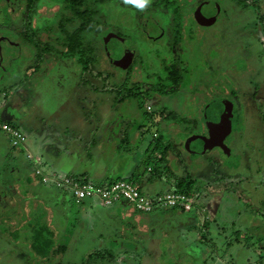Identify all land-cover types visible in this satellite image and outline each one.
<instances>
[{"label": "rangeland", "instance_id": "1", "mask_svg": "<svg viewBox=\"0 0 264 264\" xmlns=\"http://www.w3.org/2000/svg\"><path fill=\"white\" fill-rule=\"evenodd\" d=\"M89 1L99 10L94 23L102 20L104 27L82 34L97 54L85 71L88 58L69 51L64 32L77 24L59 23L71 13L66 0H0V175L6 163L4 180L19 193L14 208L0 215V252L12 248L13 264H264V0H214L221 7L217 19L200 7L202 0ZM121 34L108 46L111 35ZM101 98L111 110L102 130ZM217 98L234 105L229 121L224 110L209 116L226 131L229 155L206 144L204 110ZM15 129L25 142L14 145ZM192 137L195 152L189 153ZM32 138L38 148L63 143L76 154L100 138L104 159L94 177L127 166L107 184L131 182L150 198L147 191L167 183L170 190L159 194H184L191 204L155 219L149 215L159 207L140 212L124 199L104 205L121 207L126 219L120 221L131 213L134 223L101 229L95 249H68L69 234L99 229L97 218L86 220L83 212L88 203L82 202L91 198H73L65 179L73 175L34 154L27 145ZM82 161L83 168L89 165ZM188 176L195 180L191 193L176 188ZM43 187L52 189L54 200L41 194ZM59 247L66 249L42 257Z\"/></svg>", "mask_w": 264, "mask_h": 264}, {"label": "crops", "instance_id": "2", "mask_svg": "<svg viewBox=\"0 0 264 264\" xmlns=\"http://www.w3.org/2000/svg\"><path fill=\"white\" fill-rule=\"evenodd\" d=\"M100 102H102L105 105V107L104 106H100V110H101V112L103 114V120L105 119V122L104 123L103 122L100 123V127H98V128H100L102 130V129H107V124H108L109 116H110L109 113L111 112V110L108 107V102H107V104L104 103L103 98H101ZM30 128H31V130L28 133L33 132L35 134L36 133V129L34 127L33 128L30 127ZM98 128H96V129H98ZM21 131L23 132V130H21ZM28 133L26 131V134H28ZM23 134H24V132H23ZM98 135H99V133H98ZM50 137L52 138V136H50ZM33 140H34V138H32V140H30L29 143H28V140H27V145H29V146L31 145L30 147L34 150L33 153L41 155L43 157V160L46 163H48V165H50V166L53 165L54 168H57V169L60 168L59 171L60 172H65L64 174H69V175H73V176L76 177V175H79L80 173H82V174L84 173V174L87 175L86 176L87 180L88 179L90 180V179L94 178L97 183H110L109 178H111L110 180H112L113 177H115L117 175H123L125 173V171H126V167L127 166L122 168V169H119V170L115 169V170H112L111 172L107 171V174L104 177H94V176H97V175H94V174H96V167H97L98 160L99 159L100 160L104 159L103 156H102V152H103V149H104L103 148V142L101 141L100 138H98L96 141L95 140L89 141V146L90 147L89 146L84 147L85 149L83 151H80L78 154L75 153L76 150L72 151L70 148H67V147L63 146V143H59L56 148L55 147L51 148V149H54V150H50L47 146H44V147L42 146V147L38 148V144L36 142L35 143L32 142ZM121 140L124 141L123 137H121ZM25 141H26V138H25ZM87 148H89V149L87 150ZM104 153L109 158V152L105 151ZM68 155H70L71 158H67L66 159L65 156H68ZM48 156H50L51 159ZM60 156H63V160H61V159L58 160L60 158ZM111 158H112V160H114L115 156H111ZM82 160H87L89 165L88 166H84V168H83V165H82L83 161ZM158 164H160V161L158 162ZM26 166H28V164H26ZM2 168L4 169V171L7 170V172L2 174V175H0V186L2 187L3 185H6L7 187H5V189H2L0 187L1 190H2V197L0 198V215H1L2 211H4L5 209L14 208L13 202H15V201H17L19 199L18 198L19 197V193L12 194V192L15 191L14 189L11 191V187L13 188L12 184L10 182H8V180H4V177H8V174L10 176V173H8L9 171L7 169L6 163H4ZM88 168H90V170ZM91 168H93V170ZM14 171H17L21 175L30 174L29 172L28 173L25 172V170L21 171V170H15L14 169ZM168 173H171V172L168 171ZM173 176H175V178L179 177V176H177V174H175ZM127 179H129V178H127ZM13 184H15V183H13ZM39 185H41V184H39ZM167 187H168L167 183L166 184H162V182H161V184L157 183V185H155V187L153 189H151V190H149L147 192H149L150 194H156V193L163 192L165 189L170 190ZM42 189H43V191L41 192V194H46V195L49 194V193L53 194V196H50V201H51V199L54 200V197H55L54 195L55 194L53 193L52 189L49 190L47 188L48 191L46 190V187H43ZM140 189H142V186L140 187ZM10 191H11V195H8V193ZM57 193L62 195L59 191H57ZM63 198L68 199L66 197H63ZM68 200L72 201L70 199H68ZM85 203H88L86 211H83V212H85L86 215H88L87 217H85V219L86 220H92V219L97 218L96 221L94 222V223L97 222V225L94 226V227H97V228L99 227V229L96 230L95 234H91L90 236H88V234H87L85 236H74L73 237L72 233L69 234V238H70V241H71L70 244L71 245L67 246L68 249L70 248V249L76 250V247H78L80 245L83 248H86L85 250L94 248V247H91L92 245L99 246L100 242L98 243V241L101 239V233L98 232V231H102L101 229H103V231L104 230L108 231V229H110L111 227H118L120 225H122V227L124 228L126 224L129 225L131 223H134V220H135L134 218H136V216H133L130 213V219H127L128 221L126 223H123L120 220L121 219L124 220L126 218L124 216V210H121L122 209L121 207L111 208V210H106L105 209L106 207L104 205H102L100 201H97V199H91L89 201H87V199H86V200H84L82 202V205H86ZM160 211H167V209L158 210V211H156L154 213H151V215H149V216L151 217V219H155V216L157 215L156 213H158ZM100 214L103 215V218L100 221L102 223L98 222ZM104 217L108 220L106 222H109V220H111L113 226L106 225L104 223L105 222L104 221L105 220ZM136 220H139L138 216H137ZM66 223H64V225L61 228H59L60 232L63 231V228L66 225ZM72 227L73 226H71V228ZM120 229L121 228H119L118 231H120ZM57 234H58V232H57ZM102 238H103V236H102ZM73 239H74V241H73ZM104 240H105V238H104ZM26 245H23V247H25ZM88 246H90V247L88 248ZM65 249H66L65 247H59L58 250H55V253H53V254L49 253V255H47V253H46L43 257H46V258L48 256L53 257L54 255L57 254V252L59 253V252H62L63 250L65 251ZM11 250H12V248L7 250L6 252H0V264H13V262L11 261V257L12 256H10L11 255V252H10ZM73 250L70 251V255L69 256H71V252ZM57 264H61V263H57Z\"/></svg>", "mask_w": 264, "mask_h": 264}, {"label": "built area", "instance_id": "3", "mask_svg": "<svg viewBox=\"0 0 264 264\" xmlns=\"http://www.w3.org/2000/svg\"><path fill=\"white\" fill-rule=\"evenodd\" d=\"M3 126L4 125L1 127L3 128ZM23 137V134L18 130L12 131V138H15V140H13L14 145H18V143L25 141ZM65 179L69 184H65L66 187L70 188L73 198L76 199L78 203L85 198H91L99 199L102 205L108 206L124 199L128 203L134 204L138 211L145 213L152 212L156 209L164 210L178 206H186L187 208V206L191 204L189 203L191 199L189 196L184 194L179 195L180 193L175 192L156 193L152 194L150 198H146L133 183L126 181L115 182L108 185L109 183L94 184L88 181L82 182L75 176H69Z\"/></svg>", "mask_w": 264, "mask_h": 264}, {"label": "trees", "instance_id": "4", "mask_svg": "<svg viewBox=\"0 0 264 264\" xmlns=\"http://www.w3.org/2000/svg\"><path fill=\"white\" fill-rule=\"evenodd\" d=\"M30 1V0H29ZM159 1V0H157ZM156 3V2H155ZM157 4V3H156ZM82 5H85L86 9L83 10L80 7ZM67 9L71 10V13L69 15L64 16L61 18L59 23L62 25V28H65V25H74L77 24V28L73 32H68L67 30H64L66 34V39L68 40V49L72 53H80L82 56L87 57L88 60L84 61L86 66L84 67L85 71H88L89 68L92 67V64L97 63V54H96V48L93 46H90L89 41H85L84 36L82 35L83 33L90 32V31H96V32H101L102 28L104 27V23L102 20H98L97 24H95V20L97 19L99 10L93 6L90 5L89 0H66V6ZM201 7V6H200ZM99 32V33H100ZM122 36V34L120 35ZM121 40V38H120ZM99 51V49L97 50ZM39 62L41 61V57H38ZM39 64V63H38ZM175 68V66H174ZM172 71H175L172 68ZM115 72H113V75ZM175 76L177 74H174ZM174 81L179 82L182 77H174ZM114 84H118L115 82ZM118 86V85H117ZM97 87V86H96ZM95 87V88H96ZM120 87V88H119ZM117 87V90H121V86ZM118 91V93L122 92ZM205 115L204 117L208 120L209 115L206 110H204ZM210 120V119H209ZM209 135V132H208ZM207 137L205 136V139ZM207 146L209 147V137L207 138L206 141ZM172 173V170H167ZM87 181V180H86ZM195 185V180L193 178L189 179V176L185 179H181V181L177 184L176 188H180L186 193H191L192 190L194 189ZM44 256V255H43ZM42 256V257H43ZM260 263V262H259ZM263 264V263H261Z\"/></svg>", "mask_w": 264, "mask_h": 264}, {"label": "water", "instance_id": "5", "mask_svg": "<svg viewBox=\"0 0 264 264\" xmlns=\"http://www.w3.org/2000/svg\"><path fill=\"white\" fill-rule=\"evenodd\" d=\"M201 7H204L212 12L214 15V19H217L218 14L221 11V7L217 2L213 1H204L201 3ZM121 38L119 35H111L110 38L107 40V44H109L112 40ZM134 58V55L130 57L128 61H131ZM127 61V62H128ZM233 109L234 105L230 102V100H227L226 98H217L214 102H212L209 106H207L206 111L209 115L212 114L215 110H224L227 114V120L229 121L233 117ZM208 132H209V147L215 148L220 147L224 150L225 153L229 155V149L227 144L223 143L221 139L225 137L226 131L216 129L212 124L211 121H208ZM197 137H192L188 140L186 148L188 149L189 153H194V143L196 141Z\"/></svg>", "mask_w": 264, "mask_h": 264}, {"label": "flooded vegetation", "instance_id": "6", "mask_svg": "<svg viewBox=\"0 0 264 264\" xmlns=\"http://www.w3.org/2000/svg\"><path fill=\"white\" fill-rule=\"evenodd\" d=\"M204 1H207V0H202L201 3L204 2ZM209 1H213V2H215L214 0H209ZM201 3H200V5H201ZM155 4H156V3H155ZM204 9H206V8H204ZM218 15H219V14H218ZM119 36H120V35H119ZM120 37H121V36H120ZM110 43H111V42H110ZM108 46H109V44H108ZM220 130H221V129H220ZM206 137L208 138L209 135H206ZM221 141L224 142V139H221ZM225 144H226V143H225ZM216 148H220V147H216ZM213 149H214V148H213ZM220 150H223V149L221 148Z\"/></svg>", "mask_w": 264, "mask_h": 264}]
</instances>
